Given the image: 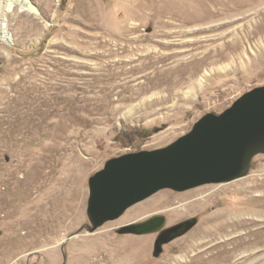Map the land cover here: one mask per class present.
Wrapping results in <instances>:
<instances>
[{
  "label": "rangeland",
  "instance_id": "obj_1",
  "mask_svg": "<svg viewBox=\"0 0 264 264\" xmlns=\"http://www.w3.org/2000/svg\"><path fill=\"white\" fill-rule=\"evenodd\" d=\"M8 2L0 0V264H117L126 258L118 248L134 252L149 237L151 264H183L199 250L188 255L190 243H176L220 210L249 214L264 235V155L244 178L162 190L94 233L87 215L89 179L107 161L166 147L264 86V0H27L11 9ZM184 42L197 45L174 51L196 61L178 83L134 94L155 75L153 66L137 71L144 57L164 52L159 43ZM242 182L259 189L240 193ZM203 189L210 190L180 200ZM162 193L173 195L170 207L128 219ZM194 200L201 208L172 219L169 210L184 212ZM154 216L166 218L163 230L191 218L198 225L168 243L159 242L162 231L134 233L132 224ZM236 254L240 264H264L263 243Z\"/></svg>",
  "mask_w": 264,
  "mask_h": 264
},
{
  "label": "water",
  "instance_id": "obj_2",
  "mask_svg": "<svg viewBox=\"0 0 264 264\" xmlns=\"http://www.w3.org/2000/svg\"><path fill=\"white\" fill-rule=\"evenodd\" d=\"M29 9L39 10L35 4ZM258 155H264V86L245 93L221 114L203 116L188 134L166 147L107 161L89 179L88 232L121 218L162 190L185 192L244 178ZM165 225L164 216H154L131 227L137 235L162 231L159 242L168 243L193 230L198 220L163 230Z\"/></svg>",
  "mask_w": 264,
  "mask_h": 264
},
{
  "label": "bare ground",
  "instance_id": "obj_3",
  "mask_svg": "<svg viewBox=\"0 0 264 264\" xmlns=\"http://www.w3.org/2000/svg\"><path fill=\"white\" fill-rule=\"evenodd\" d=\"M8 1H9L8 2L9 9H11L13 5H16L18 2H25L24 3L25 6L27 4V0H8ZM28 9H29V6H28ZM159 45L161 46V49L164 50V52L155 51L151 53L150 55H148L147 57H144L143 59L144 63L140 67H138L139 69L137 70V71H143L153 66L155 67L154 68L155 75L150 76L151 74H149V76L148 75L145 76V81L139 85L138 90H136L134 94H138L139 90H145L146 87L159 86L165 83L167 84V87L170 89L171 86H173V84L178 83L179 81L178 77L182 75L186 70H188V67L196 61V60H192L191 62L187 63L183 59L184 53L187 51H182V50L174 51V49H178L179 47H193L197 45L195 43L193 44H190L189 42L188 43L184 42L182 44L159 43ZM170 50H173L174 52L172 51L167 52ZM195 74L196 72L194 73V75ZM248 184L250 183L242 182V183L235 185V187L240 186V188H238L237 190L240 193L253 192L254 190L259 189L258 183H254L253 185H250V186ZM209 190L210 189H203V190L195 191L193 193H189L183 196L182 198L180 197V200L182 199L189 200L191 199V197H194L197 194L202 195L208 192ZM172 196L173 195L169 193H162L158 195L151 201H148L147 203L140 205L139 207H136V209H132L131 213L129 214L128 219H135L137 217H140L144 213H149L151 209L156 210L159 208V204H163L165 202H167L165 207H170L171 206L170 199L172 198ZM167 200H170V201H167ZM199 201L200 200H194L193 202L192 201L190 203L188 202L187 205L185 206L184 212L179 211L177 208H172L171 210H169V212L172 214V219H177L181 217L182 215L191 213V211H193L195 207H199L197 206L201 204L199 203ZM207 201H203L202 205H204L205 204L204 202H207ZM214 203L216 204V202ZM199 208H201V206ZM202 212H203V209H202ZM258 222L260 221L254 218H250L249 214L238 213V212L234 213L231 210H220L214 215L209 216L206 219V223L208 225L207 227L205 225H204L205 227L202 226L203 228L200 227L201 229L199 231H197L196 233H194L193 235H191L184 241L180 243H176L177 246H183L189 242L190 243L189 246L185 247L188 250L187 252L188 255L191 254L192 252H196L199 250L197 253L190 256V259L187 260L186 263H183V264H220L221 262H223V264H240L239 261L241 259L236 261V258L239 256V254H236V253L238 252L241 245H246L249 247L250 245L254 246L258 244V242L260 244L262 243L264 244L263 229L259 227L257 229L253 228L257 225L259 226ZM151 241H152V237H149V242L147 240L146 243H142L140 246L137 245L138 249L136 250L134 249L135 250L134 252H131V248L129 247H124L125 249L118 248L117 250L118 254L121 257H126V258L124 259L121 258L117 264H151L152 262L149 259V252H150L149 249H150ZM213 250H218L217 251L218 253L211 254ZM107 251L110 255L112 254V252H110L109 250ZM127 252H129L130 254ZM226 253H228L229 255L226 257L224 256L223 258V255L224 254L226 255ZM206 254L208 255L205 256ZM253 256L254 254L248 257H244V258L250 259ZM94 258L92 259V261L94 260ZM171 260L172 259L166 260L165 262L161 261L156 264H171Z\"/></svg>",
  "mask_w": 264,
  "mask_h": 264
}]
</instances>
